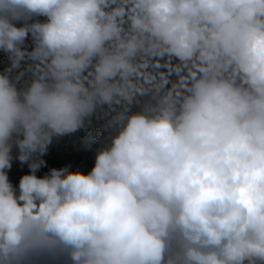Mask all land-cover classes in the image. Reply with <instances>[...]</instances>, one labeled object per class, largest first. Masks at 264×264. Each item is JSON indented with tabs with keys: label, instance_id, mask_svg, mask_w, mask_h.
Listing matches in <instances>:
<instances>
[{
	"label": "clouds",
	"instance_id": "1",
	"mask_svg": "<svg viewBox=\"0 0 264 264\" xmlns=\"http://www.w3.org/2000/svg\"><path fill=\"white\" fill-rule=\"evenodd\" d=\"M0 50V264H264V0H0ZM161 56L167 89L143 71ZM117 107L90 172L36 175L53 136Z\"/></svg>",
	"mask_w": 264,
	"mask_h": 264
},
{
	"label": "trees",
	"instance_id": "2",
	"mask_svg": "<svg viewBox=\"0 0 264 264\" xmlns=\"http://www.w3.org/2000/svg\"><path fill=\"white\" fill-rule=\"evenodd\" d=\"M46 17L37 16L30 21V23L39 21H46ZM23 48L31 51L34 47V42L31 34L29 33L26 38ZM154 60H158V63H153L148 66L147 69L143 71L150 73L155 76L157 80H162L164 84V88H171L173 84L179 82L180 73L176 71L175 65L177 61L175 59L169 60L167 56H161L158 58H153ZM31 65V67H29ZM10 66L9 57L1 58L0 57V73L4 72ZM35 67L34 63L28 59L22 62L21 69L13 70L10 73V76L14 79V82L17 84L18 88H23L27 85L28 82L33 77V68ZM18 77V79H16ZM141 82L144 83L143 78L141 77ZM147 86V85H146ZM141 108V98L138 96L136 100L129 106L128 111L134 110L139 111ZM122 109L117 107L113 110H109L107 108L98 109L96 113L93 114L91 118H89L85 122V127L89 129L87 133H84V126L80 128L78 131L74 133L68 134L72 139L77 143L76 149L69 148L64 140L63 136H53L51 143L48 145L47 153L50 154V157L45 158L44 155L42 158L46 163L41 165V167L36 172L37 176L43 177L47 175L52 168H63L65 167L62 163L59 155L52 151L50 145L54 144L59 150V152L68 156L74 163L77 170L87 173L86 163L83 160L82 152L84 146L94 145L96 149H98L103 140L109 136L110 134L116 133L117 127L115 124H111L114 115L116 112L121 111ZM12 167L11 169H7V174L9 181L16 188L17 194L19 193V181L23 175L30 174L29 163L32 161L22 163L19 159V149L14 145L12 149ZM61 250H57L54 254H52L48 264H58L59 261L63 260L61 257Z\"/></svg>",
	"mask_w": 264,
	"mask_h": 264
},
{
	"label": "rangeland",
	"instance_id": "3",
	"mask_svg": "<svg viewBox=\"0 0 264 264\" xmlns=\"http://www.w3.org/2000/svg\"><path fill=\"white\" fill-rule=\"evenodd\" d=\"M35 17L37 16H32L31 19L25 21L23 19L21 20H18V21H13L17 27H21L23 26L25 23H30V21L32 19H34ZM44 17V16H42ZM8 54L5 53L3 50H0V57L1 58H7ZM145 83V86L147 85L146 82L144 81ZM140 98H141V107L146 99L145 96L143 95H140ZM130 112H135L134 110H130ZM89 131L88 128L85 127L84 125V133H87ZM116 133H113V134H110L109 136H107L103 142H102V145L96 149L94 145H91V146H84L83 149L81 150L82 152V156H83V160L85 161L86 163V170L87 172H90L91 169L93 168L94 164H95V157H96V153L102 148V147H105L108 143H110V140H111V137L113 135H115ZM63 140L65 142V144L71 148L72 150L73 149H76L77 148V143L72 139V137H70L68 134L64 135L63 136ZM50 148H52V151L54 153H56L57 155H59V158H61L62 160V163L64 164V166H70L71 170L73 171H76V167L73 163V161L68 157L66 156L65 154L59 152V150H57L56 146L53 144L50 145ZM44 157L45 158H48L50 157V154L46 152V154H44ZM61 257H63V260L62 261H59L58 264H72L71 262V259L69 258V256L67 255L66 252L62 251L61 250ZM52 255H49L47 253H44V254H41L39 255L38 257H35V264H48L50 258H51Z\"/></svg>",
	"mask_w": 264,
	"mask_h": 264
}]
</instances>
